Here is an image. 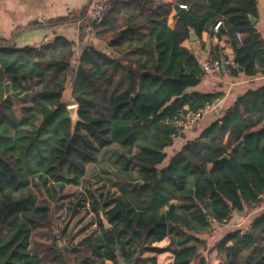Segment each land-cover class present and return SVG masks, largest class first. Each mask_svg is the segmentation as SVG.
Masks as SVG:
<instances>
[{"label":"trees","instance_id":"16d2710c","mask_svg":"<svg viewBox=\"0 0 264 264\" xmlns=\"http://www.w3.org/2000/svg\"><path fill=\"white\" fill-rule=\"evenodd\" d=\"M109 2L93 37L114 55L93 44L76 54L63 37L38 47L0 42V264H189L200 235L264 202V87L161 165L177 135L172 121L219 96L188 90L204 74L183 44L191 29L200 38L220 21L217 36L234 41L229 74L264 73V39L250 20L256 0ZM213 57H222L218 49ZM113 145L119 190L71 199L67 186L103 179L94 164ZM65 199L68 217L92 215L76 233L59 219ZM261 207L244 231L216 242L225 256L218 264H264Z\"/></svg>","mask_w":264,"mask_h":264},{"label":"crops","instance_id":"0c3cea01","mask_svg":"<svg viewBox=\"0 0 264 264\" xmlns=\"http://www.w3.org/2000/svg\"><path fill=\"white\" fill-rule=\"evenodd\" d=\"M87 3L88 0H0V42L14 48L38 47L52 42L55 38L63 37L74 43L75 52L78 54L83 47L88 46L92 37L86 30ZM256 8L257 17L254 27L264 39V0H256ZM62 17H69L70 20L58 21ZM216 32L217 30L214 29L205 30L202 31L200 38L196 36V40L191 41L188 38L183 41V44L192 50L201 67L205 60L213 57L217 49L228 62H233V39L224 33L217 36ZM261 87H264V73L249 76L239 68V71L233 75L229 74L224 66L215 76L204 73L200 82L188 90L217 93L219 96L199 120L177 129L172 145L164 150L166 157L161 165H166L186 142L198 137L214 123L221 122L225 110L234 105L238 99L247 92ZM259 127H264V120ZM263 205L264 202L243 212H232L226 223L214 224L210 231L200 237L205 240L206 235L210 233L220 235L219 240L230 231L247 227L253 217L262 211ZM216 254L220 255L219 261L222 262L225 256L217 250Z\"/></svg>","mask_w":264,"mask_h":264},{"label":"rangeland","instance_id":"374dc122","mask_svg":"<svg viewBox=\"0 0 264 264\" xmlns=\"http://www.w3.org/2000/svg\"><path fill=\"white\" fill-rule=\"evenodd\" d=\"M69 92L70 90L68 87L64 92L63 100L68 105H73L74 103L70 97ZM116 153H117V148L115 147V145H113L109 147L104 153V155H102V158L100 156L99 160L94 164L96 170H100L102 167L104 170H106V172L104 171L100 173L103 176V179L101 181L98 182L93 181V183H89V186L85 185L79 187H71V186L66 187L65 190H67V192H73L75 194L71 197V199L77 198L79 193L82 191L86 193L85 196L89 197L88 190L91 191L95 188L103 189V191L107 190L108 188L115 191L119 190V180L117 175H120L121 173L120 172L118 174L115 173L117 171V166L116 164L113 163V159L115 158ZM66 205H69L67 199H65L63 203V208H62L63 211H60L58 213L60 214L59 219L65 220V223L67 224V233H76L82 228V226H84V224L91 218L92 215L91 213L85 215L83 217V221L79 223L78 219L82 213V210L79 212V215H76L75 217H68L65 213ZM86 206H88V204ZM88 227L89 229H91L90 226ZM219 236L210 233L209 235L207 234L204 240V245L200 250V254L194 259V261L191 264H199L200 258H205V264H218L220 262L219 261L220 255L216 254L215 245L216 242L218 241ZM64 240L67 241L66 238Z\"/></svg>","mask_w":264,"mask_h":264},{"label":"built area","instance_id":"2783aa9c","mask_svg":"<svg viewBox=\"0 0 264 264\" xmlns=\"http://www.w3.org/2000/svg\"><path fill=\"white\" fill-rule=\"evenodd\" d=\"M182 6V5H181ZM184 7V6H182ZM110 9V2L109 0H88L87 3V25L86 30L87 32L93 37L94 36V26L98 24L104 14ZM220 25V21L216 22L213 26L214 30H218ZM237 38L240 41V35L237 34ZM264 45V40H263ZM228 61L222 56L221 58L210 57L205 60L202 64L203 72L210 76H215L219 73L222 66L227 64ZM209 106L198 109L196 111H187L182 116L175 118L172 121L173 127L176 129H182L189 124L196 122L199 120ZM242 231H244L242 229Z\"/></svg>","mask_w":264,"mask_h":264},{"label":"water","instance_id":"95a60500","mask_svg":"<svg viewBox=\"0 0 264 264\" xmlns=\"http://www.w3.org/2000/svg\"><path fill=\"white\" fill-rule=\"evenodd\" d=\"M250 20H251L252 23H255V18L254 17L251 16ZM189 39L191 41L196 40V35L194 34V31L192 29L190 30ZM92 44L97 46L98 49L103 51V52H109V53L113 54L112 50L110 48H108L106 44H100V42L95 40L94 37H91L90 41L88 42V45H92ZM69 76L72 77L73 75L69 74ZM9 91H10V83L6 82L5 85H4V93H5V95H7L9 93ZM67 110L69 112V117H70V119L72 121V125H74L78 121L77 105L76 104L68 105L67 106ZM137 183L140 184L139 181ZM101 218H102V223H103L104 227L108 228L110 225L107 222V220L104 217H102V216H101ZM59 245H60V242H59ZM117 246H118V244L116 243L115 247H117Z\"/></svg>","mask_w":264,"mask_h":264}]
</instances>
